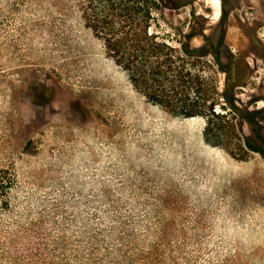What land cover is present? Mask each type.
Masks as SVG:
<instances>
[{
    "label": "rangeland",
    "instance_id": "374dc122",
    "mask_svg": "<svg viewBox=\"0 0 264 264\" xmlns=\"http://www.w3.org/2000/svg\"><path fill=\"white\" fill-rule=\"evenodd\" d=\"M185 1L152 29L224 36L220 69L189 58L191 97L218 102L192 116L108 53L88 0H0V264H264V143L244 142L264 140V0Z\"/></svg>",
    "mask_w": 264,
    "mask_h": 264
},
{
    "label": "trees",
    "instance_id": "16d2710c",
    "mask_svg": "<svg viewBox=\"0 0 264 264\" xmlns=\"http://www.w3.org/2000/svg\"><path fill=\"white\" fill-rule=\"evenodd\" d=\"M88 1L84 16L89 27L104 41L108 53L130 73L136 84L151 90L155 100L171 106L175 113L192 116L215 112L218 102L210 101L207 93H202L196 99L190 95L191 87L200 85L203 91V85L208 80L197 72L189 58L195 54H213L220 69L223 35L211 42L206 25L199 31L190 24L187 31L178 29L184 39L180 41L181 48H177L152 26L164 16L166 7L173 14L178 0ZM199 35L204 36L206 41L200 47L202 52L197 53L198 47L193 44V39ZM215 90L225 94V90ZM233 106L239 109L238 105ZM256 127L257 124L251 121V130L255 131ZM256 136L257 133L255 137H244L245 145L263 151L264 140ZM257 139L259 143H256Z\"/></svg>",
    "mask_w": 264,
    "mask_h": 264
},
{
    "label": "bare ground",
    "instance_id": "6f19581e",
    "mask_svg": "<svg viewBox=\"0 0 264 264\" xmlns=\"http://www.w3.org/2000/svg\"><path fill=\"white\" fill-rule=\"evenodd\" d=\"M216 3H218V2H216Z\"/></svg>",
    "mask_w": 264,
    "mask_h": 264
}]
</instances>
